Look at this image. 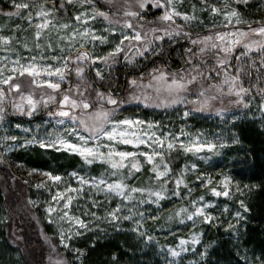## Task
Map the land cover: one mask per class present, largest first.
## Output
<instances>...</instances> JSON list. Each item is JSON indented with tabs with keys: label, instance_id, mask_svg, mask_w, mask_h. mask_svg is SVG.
<instances>
[{
	"label": "snow or ice",
	"instance_id": "6c2138e0",
	"mask_svg": "<svg viewBox=\"0 0 264 264\" xmlns=\"http://www.w3.org/2000/svg\"><path fill=\"white\" fill-rule=\"evenodd\" d=\"M106 2L112 5L114 0H106ZM48 3L49 0H19V2L18 0H11V4L16 11L7 12L6 15L9 17L13 15L21 16V9L28 10L26 15L21 16V19H27L28 26L34 28L33 44L27 42L29 39L27 36L21 42L15 35L0 34V122H3L6 118L7 104H10L14 113L27 115L28 117L34 116L41 104L45 108L49 104H56V110H49L47 115L58 118L56 123L59 125L65 124L66 120L76 125L67 130L69 136L75 137V141L56 134L48 139H37L36 137L26 139L25 144H38L43 149L65 150L79 155L88 164L96 161L107 163L113 170L111 172L112 176H117L120 169L130 165L128 177L111 181L105 177L86 178L77 171H71L67 175L75 178L80 185L79 188L67 183L63 174H54L51 171L41 172V175L46 177V181L37 183L35 187L49 188V190H51V187L56 188L55 193L51 194V200L45 202V219L48 223L57 225L59 245L67 250L70 248L69 242L73 235H81L80 229L88 228V224L83 219L71 214L70 208L75 197L69 193L82 192L83 186L88 185L97 192L115 195L121 197L124 201L139 199L141 204L146 202L159 204L161 200L166 198L168 192L167 180H164L160 187L156 189L131 186L125 182L127 178L133 175V171H140L141 163L137 159L138 156H143L146 162L152 165L151 170L155 173L156 180L159 181L172 171L169 163L165 160L166 152L171 153L179 148L186 154L198 155L204 151L219 154L221 149L226 146L225 143L203 139L200 134L193 136L185 131L183 127L176 134L157 135V132L153 129L159 127L158 121H146L139 117L117 118L123 104L143 99L147 106L150 97L147 94L143 96L133 94L129 100H123L118 99L111 91L105 92L96 87L94 89L95 100H90L85 95L87 87L82 88L81 84L75 86L76 94L73 95L71 94L73 92L71 87L67 90L61 88L62 83L67 79L68 72L70 70L74 71L77 78L83 81L85 68L94 67L97 61L103 62L105 66H110L116 63L120 54L123 53V59L130 64L135 62L136 57H143L147 53L163 55L164 48L161 42L165 38L173 43L178 38H183L191 45L198 46L196 51H193L192 47L184 49V64L190 65V67H182L172 72L153 69L156 74L153 75L152 79L157 83L155 87L151 83L145 86L154 87L157 98L160 99L159 103H155L156 107L193 104L195 107L185 109L183 112V117L188 118L195 113L208 111L211 108L212 101L220 99L224 95H234L236 99L231 101L232 104L249 108L255 99L252 96V89L255 88L256 94L260 97L258 109L264 113V87L259 84L261 80H264V21L246 20L242 17L240 11L233 6V4L247 6L249 0H224L223 10L215 5L210 6L212 14L223 16V20L219 24L212 23L211 28L222 30L202 37L197 34V38L193 39L191 33L184 29L185 26L200 18L195 15V4L192 5L191 14L178 10V6L183 3V0H123L121 7L114 12L106 11L98 6V0H60L58 6L55 0H52V7H48ZM75 5H79L82 10L75 12L72 19H67L68 8ZM85 5L89 7L85 8ZM149 5L152 8L162 10L156 18L161 26L146 28L145 24L139 23V21L145 20V11ZM33 10L35 11L33 12ZM61 10H63L65 16L58 17L56 14ZM116 17H122V19ZM177 17L184 21L183 25L177 23ZM97 18H102L108 25L103 29V32L109 34L120 33L119 42L113 41L114 46L104 55H93L91 51L78 50L83 49L87 43H92L94 48L95 41H99L100 44L109 42L108 36L98 34L97 30L89 23V21H96ZM73 20L75 26H73ZM200 22L203 23V21ZM147 23L152 24L153 22L148 21ZM117 25L119 27H116ZM240 25H247V27H238ZM16 27L20 29L21 25H16ZM69 29L70 31H67ZM23 30L26 31V29ZM52 32L56 33L55 47L52 43ZM46 33L47 35H45ZM42 38L43 43L41 42ZM13 40L21 43L23 49L29 53L32 52L33 45L38 51L36 54L23 56L18 48L12 46ZM61 41L66 43L61 44ZM125 41L128 43L125 44ZM77 44V54L72 57L71 50L76 48ZM56 48L59 49L60 54H53ZM237 48H241L242 51L233 56ZM65 49L68 50L69 55H64ZM45 51H48L49 55H45ZM209 52L212 53L214 59L212 64L207 59ZM253 53L256 55L254 56ZM194 58H198L196 62H194ZM233 59L236 61L235 65L232 64ZM48 60L53 61V63H47ZM73 61L75 67L71 68L70 62ZM253 72H255L256 83L246 87L243 79L247 77L251 80ZM95 76L100 81L105 79L99 67H95ZM21 78L27 79L29 84L36 88L46 86L51 91L42 92L40 98L36 99L34 95L35 88L27 92L21 90ZM206 80L213 82L205 84ZM88 83L90 86L92 83L91 78H89ZM130 83L136 85L137 81L133 79ZM193 85L196 86V99L189 100L182 93L188 92L190 86ZM162 92L166 93L163 98H161ZM12 93H15V96L10 95ZM58 96L59 99H57ZM246 96L250 98L245 99ZM105 105H111L112 107H105ZM225 111L223 108H218L215 110V114L219 116ZM19 126L17 125V127ZM81 129L87 135L82 134ZM181 136L188 139L180 140ZM104 139L108 143H102L101 141ZM8 140L17 142L18 138L15 135L0 138V146L4 148V151L0 152V163L3 162L5 153L18 146V143H4ZM233 142L237 141L233 140ZM116 144L131 145L137 150H120L116 147ZM141 145L147 146L150 151H139ZM102 149H107V151ZM157 157H159V162L156 161ZM161 166H163L162 169ZM196 169L197 164L193 163L191 170ZM37 171L40 170L33 168L30 170V174ZM186 171H188L187 166L174 178L176 190L173 195L175 196H181L179 191L181 185L185 188L188 187L185 180ZM196 180L201 181V186L207 188L208 192L217 198H231L237 192L243 194L239 183L234 181L233 177L228 174H223L219 179H215L210 174L200 173L196 175ZM48 181L51 182V185L47 183ZM61 183L65 184L63 189L57 187ZM243 187L248 188L249 186L244 185ZM191 191L189 188V195ZM134 193H140L141 197H135ZM145 193L147 194L146 197L143 195ZM238 202L244 212L250 210L243 200ZM28 203L35 207L38 202L29 199ZM97 203V201H93L94 206ZM212 204L213 202L206 201L205 195L202 194L191 201V210L188 207H181L176 212V216L180 217V223L187 220L195 224L197 218H200L203 223H212L216 217L211 212L206 211ZM225 211H227V207H225ZM119 212L120 205H117L114 209L108 211L106 215L111 221H118L121 219L118 215ZM91 215L100 219L94 212ZM140 215L143 214L140 213ZM122 219L132 220L133 215H125ZM169 219H172V217H169ZM234 219L238 224L243 219L242 212L236 211ZM64 223H68L69 226L65 228ZM134 223L137 227L133 231L141 237H145L146 241L154 239L153 236L140 231L142 227L140 220H135ZM236 224L229 223L227 229L235 231ZM41 235L55 251L57 245L43 231ZM201 235V233L193 232L187 239L180 238L175 247L168 246V254L173 258L179 257L181 253L189 251L188 245H192L194 250L195 246L201 243ZM74 251L77 252L78 256L83 255L81 249H74ZM201 255H207V247ZM55 264H65V262L57 260ZM260 264H264V260H261Z\"/></svg>",
	"mask_w": 264,
	"mask_h": 264
},
{
	"label": "rangeland",
	"instance_id": "374dc122",
	"mask_svg": "<svg viewBox=\"0 0 264 264\" xmlns=\"http://www.w3.org/2000/svg\"><path fill=\"white\" fill-rule=\"evenodd\" d=\"M5 3H8L9 8L4 9L0 6V34L3 35H15L17 39L23 42L25 36L29 37L28 43L33 44L32 36L34 32L33 27L28 26L27 19H21V16L26 15L27 9H21V16H7V12H15V8L11 4V0H4ZM19 2V0H18ZM56 5L58 6L60 0H55ZM123 4V0H114L112 5H109L106 0H98V6L102 7L106 11L114 12L117 8H120ZM196 5V12L200 19L192 22L190 25L185 26V31L191 33L192 38L196 39L197 34L199 36H204L211 34L215 31L222 30L211 28L212 23L219 24L223 20V16L220 14L211 13V5L220 7L223 10L224 0H183V3L178 6V10L183 12L192 13V5ZM48 7H52V0H49L47 4ZM236 7L242 17L246 20H256L264 21V0H249L247 6L244 4H233ZM85 8L89 7L88 5L84 6ZM205 9V10H201ZM79 5L68 8L67 19H72L75 12L81 11ZM35 10H33L34 12ZM161 9L152 8L151 5L148 6L145 11V20L139 21L141 24H145V27L152 26H161L156 18L160 15ZM58 17L65 16L63 10L56 14ZM122 19V17H116ZM148 21H152V24H148ZM177 23L184 24V21L177 17ZM200 21H203L201 23ZM92 27L97 30V33L100 35H105L109 37V42L106 44H100L99 41H95V47L93 48L92 43L85 44L83 49H78V44L76 48L71 50V56L74 57L77 54V49L79 51H91L93 55H104L108 50H110L114 44L113 41L119 42L120 33L109 34L103 32L105 27H108L106 22L102 18H97L96 21H89ZM136 22L134 21V24ZM16 25H21V28L18 29ZM73 26H75V21L73 20ZM255 26V25H253ZM116 27H119L117 25ZM238 27H247V25H240ZM23 29H26L24 31ZM67 31H70L67 30ZM131 31V30H127ZM47 35V33L45 34ZM52 43L55 47L56 44V33L52 32ZM43 43V38L42 41ZM65 41H61V44H65ZM128 42L125 41V44ZM164 52L163 55H152L147 53L143 57H136L135 62L127 63L123 59V53L117 59V62L111 64L110 66H105L103 62L97 61L94 67L85 68V78L80 80L77 78L74 71H69L67 79L62 83V90H67L72 88L73 92L71 94L75 95V86L81 84L82 88L87 87L86 96L90 100H95L94 89L99 87L102 91H111L113 92L118 99L129 100L130 96L140 95L143 96L147 94L150 97L149 103L146 106L143 99L140 101H130L121 106L120 112L118 113L117 118L124 117H139L140 119L146 121H158L159 127L153 129L157 132V135L166 134V133H179L183 127L185 131L191 133L193 136L200 134L203 139L212 140L216 143H225V147L221 149L219 154L208 153L207 151L201 152L200 154L184 153L182 150L177 148V150L172 151L171 153L165 154V160L169 163V167L172 171L166 176L161 178L159 181L155 178V173L151 170L152 165L146 162V159L143 156H138L141 163L140 171H133V175L125 180L131 186L136 187H151L159 188L160 184L164 180H167L166 185L168 192L166 198L161 200L159 204H153L150 202L139 203V199H133L132 201H124L121 197L115 195H108L103 192H97L94 189H91L88 185L83 186V191L79 193H69L73 195L75 199L72 202L70 212L73 215L79 216L87 224V229H80L81 235H73L70 243L69 249H64L59 245V237L57 235V225L50 224L45 219V202L51 200V194H54L56 191L55 187L49 188H36L35 185L41 181H46V177L41 175L42 171H51L54 174L59 173L65 176L67 183L71 184L73 187L79 188V183L68 176L67 174L71 171H77L86 178L91 177H105L109 181L121 179L128 177L129 167H125L119 170L117 176H112L111 172L113 171L107 163H101L99 161L93 162L91 164L86 163L83 158L79 155L70 153L65 150L57 151L55 149H43L39 147L38 144H25L26 139H32L36 137L37 139H48L50 136L60 134L65 136L68 139L75 141V137L69 136L67 130L75 127L71 121L66 120L65 124L59 125L56 123V119L49 117L47 114L37 118V115H40L45 110L55 111L57 108L56 104H49L47 108L41 104L39 106L38 112L32 116L28 117L27 115H19L14 113L10 104L6 105L7 115L3 122H0V138L5 136L15 135L18 138L17 142L11 140L5 141L6 144L18 143L17 147H14L11 151L4 154V160L0 163V183L2 184L3 191L6 195L8 205L14 206V201L18 197L15 205V209L19 211V217L16 214H12L11 217V226L9 229L10 240L13 244L20 247L24 254L27 256L31 264H38L37 251L36 249L29 246V232L27 225H32L36 230V233L40 239V242L43 244V264H55L57 260L64 261L65 264H68L69 257L76 259L77 264H82L81 256H78L77 252L74 249H79L78 244L81 242L82 238L88 236H105L113 233H129L134 236L136 243L142 244V249L145 252H150L152 258L157 260L159 264H204L208 259L209 245L206 241L205 236V226L214 225V227L222 228L224 226V233L233 231L227 229L229 223L236 224L234 219V213L236 211H241L243 218L246 212L241 209L238 201H244V195L237 192L231 198L225 197H214L209 192L208 189L201 186V181L196 180V175L200 173H206L212 175L215 179H219L223 174H229L227 167L221 164V159L223 154L227 149H230L239 141L238 134L235 130V125L237 122L241 121H257L260 127L264 130V113L258 109L260 97L256 94V89H252V96L255 97L253 103L249 108H244L242 105L232 104L231 101L235 100L236 97L224 95L222 98L214 100L211 102V108L208 111L198 112L193 114L188 118L183 117V112L185 109H191L195 107L193 104H176L171 106H162L156 107L155 103H159L160 99L157 98V93L154 90L156 81L152 79L153 75L156 73L153 72V69H160L168 72L176 71L182 67L188 68L190 65L184 64V49L187 47H192L193 51H196L198 46L191 45L187 40L183 38H178L176 42H170L165 38L163 42ZM12 46L19 49L21 55L29 56L36 54L38 50L34 48L31 53L23 49L21 43H17V40L12 41ZM242 51L241 48H237L233 53V56L238 55ZM53 54H60L59 49L56 48ZM45 55H49L48 51H45ZM64 55H69L67 49H65ZM255 56L256 54L253 53ZM167 58H169L167 60ZM171 58V59H170ZM198 58H194L196 62ZM208 62L210 64L214 63L212 53L209 52L207 56ZM175 60V61H173ZM258 62V60H257ZM47 63H53V61L48 60ZM122 63L125 68L130 71L137 72L130 75L126 78L125 86L114 87L111 85V78L115 75L116 67ZM232 64L235 65V59L232 60ZM70 67H75V62H70ZM95 67H99L102 70V75L105 77L103 81H100L98 77L95 76ZM235 69L233 68V71ZM214 75V74H213ZM89 78H91V85L89 86ZM135 79L137 81L136 85L130 83L131 80ZM219 79L218 77L216 78ZM22 81V91L27 92L32 88H35V98L39 99L42 92L51 91L44 88H36L33 85H30L28 80L21 78ZM213 81H205V84L212 83ZM244 85L246 87L251 84L256 83L255 72L249 78L245 77L243 79ZM151 83L154 87H145ZM260 86L264 87V80L259 82ZM121 85V84H120ZM105 87V88H104ZM104 88V89H102ZM107 88V89H106ZM196 86H190V90L182 95L187 96L189 100L196 99ZM119 93V95H117ZM90 94V95H89ZM10 95L15 96V93ZM166 95V93H161V98ZM60 97L58 96L57 99ZM250 97L246 96L245 99ZM105 107H112L111 105H105ZM218 108H223L226 111L222 115H216L215 110ZM48 110V111H49ZM47 111V113H48ZM10 117H21L25 119V122L17 121ZM17 125H20L17 127ZM27 130V131H25ZM82 134L87 135L81 129ZM185 136H181L180 140H187ZM233 140L237 142H233ZM102 143H108L106 139L101 141ZM91 143V142H90ZM116 147L120 150L136 151L137 149L133 148L131 145L116 144ZM155 147V146H154ZM42 150L45 152L52 153H65L70 156H76L79 161L71 165L67 169L57 170L55 166H51L48 170H40L35 173L30 174V168L18 160L17 155L34 150ZM107 151V149H102ZM159 150V149H158ZM3 146H0V152H3ZM139 151H150V149L145 146H139ZM131 159V158H129ZM156 161L159 162V157L156 158ZM197 164L196 170H191V165ZM187 166L188 171L185 172V180L188 187L185 188L183 185L180 186L179 191L181 196L173 195V192L176 190L174 178L178 176ZM163 166H161L162 169ZM39 170V169H38ZM27 182V183H26ZM51 185V182H47ZM57 187L63 189L65 187L64 183L57 185ZM191 189V194H188V189ZM243 192V190H242ZM205 195L206 201H212L213 204L206 211L211 212L216 219L212 223H203L200 218H197L195 224L192 221L185 220L184 223H180V217L176 216V212L181 207H188L191 210V201L195 200L200 195ZM16 195V196H14ZM135 197H141L140 193H134ZM144 197L147 194H143ZM37 201V205L33 207L28 203V200ZM153 199H155L153 197ZM93 201L98 203L94 206ZM245 202V201H244ZM63 203V201H61ZM117 205H120V212L118 215L121 217L118 221H111L107 217L106 213L114 209ZM227 207V211H225ZM96 213L97 219L91 215V213ZM140 213L143 215L141 216ZM133 215L132 220L122 219L125 215ZM172 217V219H169ZM135 220H140L142 227L140 228L141 232H145L147 235L154 237L152 241H146L145 237H141L137 232L133 231L137 225L134 223ZM243 219L236 224V230L239 229V225ZM26 222L27 225H26ZM65 228L69 226L68 223H64ZM227 229V230H226ZM47 234L53 243L57 245L55 251L48 242L45 241L44 237L41 235V232ZM193 232L201 233V243L195 246L193 250L192 245H188L189 251L181 253L179 257H171L168 254V246L175 247L179 243L180 238H189L190 234ZM207 247V255H201L205 252ZM68 258V259H67Z\"/></svg>",
	"mask_w": 264,
	"mask_h": 264
},
{
	"label": "trees",
	"instance_id": "16d2710c",
	"mask_svg": "<svg viewBox=\"0 0 264 264\" xmlns=\"http://www.w3.org/2000/svg\"><path fill=\"white\" fill-rule=\"evenodd\" d=\"M0 6L9 8L4 0H0ZM116 68L110 80L111 85L121 87L123 74L128 70L123 69L122 63ZM235 130L239 141L225 151L221 164L227 167L234 181L241 186L244 201L250 210L244 214L237 231L224 233V226H205L210 249L204 264H260L264 260V130L257 121L237 122ZM17 158L27 168L39 170H48L51 166L64 170L79 161L76 156L39 149L21 153ZM244 185L249 187L244 188ZM17 199L14 206L8 205L0 183V264H31L23 250L10 240L12 214L20 216L15 209ZM27 227L28 244L37 251V263L43 264V244L33 226L28 224ZM78 248L83 250L82 264H159L150 252L142 249L141 242L136 243L134 236L129 233L91 235L82 238ZM68 264H77V261L69 257Z\"/></svg>",
	"mask_w": 264,
	"mask_h": 264
},
{
	"label": "flooded vegetation",
	"instance_id": "af4514ba",
	"mask_svg": "<svg viewBox=\"0 0 264 264\" xmlns=\"http://www.w3.org/2000/svg\"><path fill=\"white\" fill-rule=\"evenodd\" d=\"M125 68V66L123 65V69ZM122 69V70H123ZM128 71L127 72H125L124 74H123V79H122V81H123V87L125 86V84H126V78L127 77H129L130 75H132V74H135V73H137V72H134V71H130L129 69H127ZM105 88V87H104ZM104 88H102V89H104ZM107 89V88H106ZM117 95H119V93H117ZM49 110V109H48ZM48 110H45V111H43V113H41L40 115H37V118H40L41 116H44L45 114H47V111ZM10 118H12V119H15V120H17V121H21V122H25V119H22L21 117H10Z\"/></svg>",
	"mask_w": 264,
	"mask_h": 264
}]
</instances>
